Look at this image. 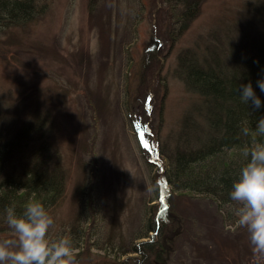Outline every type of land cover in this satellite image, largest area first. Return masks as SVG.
Here are the masks:
<instances>
[{"label":"rangeland","instance_id":"374dc122","mask_svg":"<svg viewBox=\"0 0 264 264\" xmlns=\"http://www.w3.org/2000/svg\"><path fill=\"white\" fill-rule=\"evenodd\" d=\"M37 3L33 19L0 27V128L40 122L65 170L49 238H71L80 264H253L238 205L179 190L165 173L211 104L180 77L178 56L243 68L264 43V0H201L185 30L175 0ZM152 235L149 251L132 250ZM13 238L0 216V241Z\"/></svg>","mask_w":264,"mask_h":264},{"label":"trees","instance_id":"16d2710c","mask_svg":"<svg viewBox=\"0 0 264 264\" xmlns=\"http://www.w3.org/2000/svg\"><path fill=\"white\" fill-rule=\"evenodd\" d=\"M175 1L183 8L175 10L173 23L185 30L201 0ZM38 13L37 0H0V27L25 23ZM150 56L147 55V60ZM178 60L180 77L189 89L210 97L211 104L203 115L206 127L195 121L190 136L187 134L183 145L176 149L170 179L165 173V182L179 190L211 195L221 206L232 204L233 183L250 159L243 156L244 147L253 142L264 143V136H257L255 132L259 118L264 116V108L252 109L241 101L238 92L240 85L251 82L264 100V92L256 87V82L264 78V43L260 42L255 54L241 63L243 68L235 67L227 73L221 69L225 67L220 68L214 61L217 59L201 57L195 51L185 50ZM40 124L24 121L18 129L9 132L0 128V216L6 218L9 207L20 214L29 202H40L49 210L64 192L65 170L59 162L55 164V156L42 132L45 127ZM244 127L250 129L248 136L242 133ZM37 142L40 143L35 145ZM154 220L149 229L155 236L162 222L158 223V218ZM149 229L136 237L147 236ZM154 236L152 240L135 244L132 250L140 251L143 246L149 251L156 242ZM79 237L77 243L81 244L84 236Z\"/></svg>","mask_w":264,"mask_h":264},{"label":"clouds","instance_id":"9594fccd","mask_svg":"<svg viewBox=\"0 0 264 264\" xmlns=\"http://www.w3.org/2000/svg\"><path fill=\"white\" fill-rule=\"evenodd\" d=\"M256 87L264 92V78L256 82ZM238 92L241 101L252 109L264 108V100L251 82L240 85ZM255 132L264 136V116L259 118ZM242 133L248 136L250 129L244 127ZM243 156L250 159L233 183L230 198L238 205L237 225L248 232L253 264H264V143L246 145ZM6 213L14 238L0 241V264H80L71 238H49L55 221L42 203L29 202L20 214L9 207Z\"/></svg>","mask_w":264,"mask_h":264},{"label":"snow or ice","instance_id":"6c2138e0","mask_svg":"<svg viewBox=\"0 0 264 264\" xmlns=\"http://www.w3.org/2000/svg\"><path fill=\"white\" fill-rule=\"evenodd\" d=\"M140 136H141V139H143L144 133H141ZM145 147H147V144H145Z\"/></svg>","mask_w":264,"mask_h":264}]
</instances>
